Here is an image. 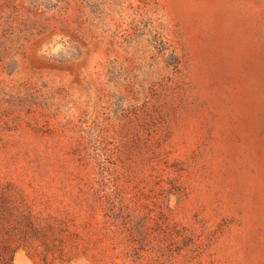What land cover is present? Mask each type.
<instances>
[{
  "label": "rangeland",
  "instance_id": "rangeland-1",
  "mask_svg": "<svg viewBox=\"0 0 264 264\" xmlns=\"http://www.w3.org/2000/svg\"><path fill=\"white\" fill-rule=\"evenodd\" d=\"M13 264H264V0H0Z\"/></svg>",
  "mask_w": 264,
  "mask_h": 264
},
{
  "label": "trees",
  "instance_id": "trees-1",
  "mask_svg": "<svg viewBox=\"0 0 264 264\" xmlns=\"http://www.w3.org/2000/svg\"><path fill=\"white\" fill-rule=\"evenodd\" d=\"M46 231L34 224L29 210L12 205L8 192H0V264H13L18 249L33 236L44 237Z\"/></svg>",
  "mask_w": 264,
  "mask_h": 264
}]
</instances>
